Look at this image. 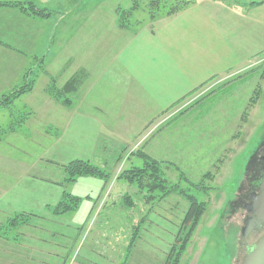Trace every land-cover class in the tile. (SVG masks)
Here are the masks:
<instances>
[{"label":"crops","instance_id":"1","mask_svg":"<svg viewBox=\"0 0 264 264\" xmlns=\"http://www.w3.org/2000/svg\"><path fill=\"white\" fill-rule=\"evenodd\" d=\"M85 1L0 0L32 2L49 12L42 17L17 6H0V99L22 85L25 74L31 79L39 66L44 65L45 72L56 76L61 85L83 72L68 105L46 94L47 75L40 72L39 84L15 99L23 107L31 109L37 102L39 107L18 123L11 121L19 109L0 108L3 141L21 142L17 147L24 157L42 160L59 171L57 178L48 179L31 173L34 161L7 159L0 154V264H91L93 249L84 248L76 255L75 244L87 234L96 215L112 209L126 196L128 183L119 177L112 182V177L93 176L64 183L63 165L74 159L106 164L104 152L122 150L148 120L195 88L239 69L256 56L264 58V0H188L177 13L154 19L151 25L130 33L125 28L113 33L111 14L108 25V17L97 15V4L105 0L95 2L93 8L90 0ZM59 7H63L61 11ZM78 7L82 14L74 15ZM38 58L45 63L36 62L32 70ZM257 67L214 92L221 93L224 108L229 99L249 102L258 85V98L264 93V62ZM240 125L238 120L222 130L228 143L238 141L237 135L247 128ZM176 131L157 132L146 152L163 162L164 172L178 165L177 172L185 174L186 169L180 168H191L198 159L191 163L183 144L177 157L178 146L175 151L168 150L170 141H176L172 136ZM195 140L191 144H198ZM161 148L162 154L158 153ZM33 149L35 156L30 153ZM223 149L219 169L233 152L230 146ZM214 150L219 151L217 147ZM94 158L101 160L94 163ZM212 159L203 165L206 170L217 162L216 157ZM17 163H21L20 171L14 172ZM65 190L79 197V204L73 211L55 215L52 209ZM17 214H22L24 223H7Z\"/></svg>","mask_w":264,"mask_h":264},{"label":"rangeland","instance_id":"2","mask_svg":"<svg viewBox=\"0 0 264 264\" xmlns=\"http://www.w3.org/2000/svg\"><path fill=\"white\" fill-rule=\"evenodd\" d=\"M100 1L102 0H90V4H92L90 8H93ZM133 1L105 0V2L97 4L96 13L102 18L103 16L108 17L106 25L109 24L108 15L111 14L110 23L112 24V31L115 33L121 28L117 23L116 8L119 6L129 8ZM146 1L139 0L137 9L131 15V17L133 16L131 22L126 25L127 27L124 25L128 33L134 32L143 25L153 23L154 19L149 18L146 7H144ZM63 6H67V3H64ZM61 8L63 7H59V10ZM76 14H82L81 7L75 10L74 15ZM68 17L66 16L65 20ZM61 24L60 26L64 25V23ZM38 61L42 62L43 60L41 58L36 59L32 70ZM261 62H264L263 55L252 58L235 71L212 77L175 104L148 120L137 134L129 138L122 150L104 152L106 164H94L108 173V177H112L113 182L123 170L132 165L142 164L143 159L138 154L144 153L153 158L147 153V146L157 132L164 130L162 134L165 135L168 130H177L172 135L176 141H170L172 145L171 149L168 150L175 151L177 146V149H180V145L183 144L189 153L191 163L198 159L195 162L197 165L194 164L188 169L180 168L181 170L186 169L184 175H187L186 178L189 183L181 178L177 172L176 166L178 165L169 166L163 172L170 184H178L187 194L205 202L204 212L198 219L178 264H241L248 249L263 234L264 227L260 230H253L252 233L243 237L241 229L247 215L244 205L250 202L251 192L258 191L263 174L261 156L264 154V93L251 105L249 102L235 103L230 99L225 100V108L223 107V100L220 98L221 93L214 94L230 80L244 76L247 72L256 71L257 65L262 64ZM43 63L45 62L43 61ZM40 69L33 72L32 86L29 91L39 84L40 74L44 73L47 77H44L43 90L51 99H56L53 93L54 88L60 89L69 79L61 85L60 81L57 82L56 76L45 72L44 65ZM81 73L83 74V72ZM78 74V72L75 73V75ZM50 87H54V90H50ZM258 88H260L259 85ZM66 94L69 97L72 93ZM17 102L19 101H12L8 107V110L19 109L13 115L15 117L11 121L12 123H18L22 117L35 110L36 106H40L38 102L35 103V106L33 103L32 108L29 109V107H23L21 103ZM61 104L68 105L70 101L69 103L61 101ZM253 106L254 109L251 110ZM0 116H2L1 113ZM5 116L7 117V114ZM238 120H240L241 128L242 125L247 128H244L243 134L237 135L238 141L228 143V136L222 133V130L235 125ZM169 127L172 128L168 129ZM51 135L54 137L53 133ZM1 137L0 126V154L5 158L11 157V159L27 160L32 163L34 161L37 164L34 163L32 174L48 179L57 178L59 171L58 168L52 167L54 165L46 164L42 160H34L32 157L28 159L27 154L24 157L23 152L17 147L22 145L21 142L8 144ZM163 137L165 136L160 134V138ZM195 138L198 139V144H191L192 141L196 142ZM222 141L223 145L220 144ZM228 146L233 147V152L230 153L229 159L224 161L223 167L219 169L218 164L223 161V154H225L222 149L224 147L226 149ZM164 147L170 148V145L165 144ZM215 147L219 151H215ZM179 149L175 151V157L183 151ZM36 152L33 149L30 153L35 156ZM158 153L162 154L163 148ZM213 157H216L215 162H217L214 167H208L207 164L209 169L206 170V165H203L213 162ZM99 159L101 160V158H94L92 161L98 163L96 160ZM175 163L180 164L182 162L175 161ZM20 165L21 163H17L12 167L14 172L20 171ZM162 168L164 170L163 165ZM207 172L213 173V178L205 177L204 174ZM127 183L126 196H123L112 209H106L105 212L103 209V212L101 211L99 215L95 216L86 228V230L88 229L87 234L84 233L81 240L75 244L73 251L79 255L84 248H92L94 260L92 259L91 264H121L123 262L124 264H164L168 250L175 242L180 223L184 217L183 213L188 208L189 203L175 192L158 198L143 189H138L134 183ZM104 200L102 199L101 204ZM67 251L70 252L71 248Z\"/></svg>","mask_w":264,"mask_h":264},{"label":"trees","instance_id":"3","mask_svg":"<svg viewBox=\"0 0 264 264\" xmlns=\"http://www.w3.org/2000/svg\"><path fill=\"white\" fill-rule=\"evenodd\" d=\"M132 3L133 4L129 8H122L120 6L116 8L117 23L121 28L127 27L126 25L131 22L133 17H131V15H133V11L137 9L139 0H134ZM188 3L189 2L186 0H147L144 7H146L150 19H157L177 13ZM2 5L17 6L27 13H33L42 17L49 15V12L35 7L32 2H26V4L24 2H0V6ZM81 75L82 73L80 72L78 75L72 76L60 89L50 87V90L55 89L53 93L55 94L56 99L61 100L64 103H69L70 98L66 96V93H73V91L77 88L76 86ZM23 81L22 85L18 86L9 93L2 95L0 99V108H8L10 103H12V101H14L19 95L31 89L32 78H26L25 74ZM258 94L259 88L257 87L253 96L249 100V105L256 101ZM138 156L143 159L142 164L132 165L130 168L123 170L118 176L119 178L124 179L127 182L134 183L138 189H143L158 198H162L171 192H175L184 197L189 203L188 208L183 213L184 217L180 223V229L178 230L175 242L170 246L164 263L178 264L179 258L189 242L192 231L196 227L198 219L204 212L205 202L199 201L195 196L187 194L186 191L181 189L178 184H170L163 172V162L153 159L144 153L138 154ZM63 169L66 174L64 183L73 182L80 176H93L104 180L108 179V173L83 159L71 160L63 165ZM180 176L181 178H184L187 183H189L184 174L180 173ZM204 176H210L213 178L214 175L211 172H207ZM204 176L202 177L205 178ZM79 201V197L74 196L65 190L63 192L62 199L56 206L53 207L52 212L55 215H60L68 211H73L77 208ZM24 221L25 220L22 219V214H17L9 218L7 223L18 224L24 223ZM121 264H124V262Z\"/></svg>","mask_w":264,"mask_h":264},{"label":"water","instance_id":"4","mask_svg":"<svg viewBox=\"0 0 264 264\" xmlns=\"http://www.w3.org/2000/svg\"><path fill=\"white\" fill-rule=\"evenodd\" d=\"M263 174L257 192H251L246 204L249 215L243 221L241 234L246 237L252 230H260L264 224V154L261 156ZM241 264H264V231L260 238L248 249Z\"/></svg>","mask_w":264,"mask_h":264},{"label":"flooded vegetation","instance_id":"5","mask_svg":"<svg viewBox=\"0 0 264 264\" xmlns=\"http://www.w3.org/2000/svg\"><path fill=\"white\" fill-rule=\"evenodd\" d=\"M244 207H246V205H244ZM245 211H246V213H247V215H246V217H247V216L249 215V212H247L246 209H245ZM263 227H264V224H263ZM263 227H262V228H263ZM262 228H261V229H262ZM252 231H253V230H252ZM252 231H251L250 233H252Z\"/></svg>","mask_w":264,"mask_h":264}]
</instances>
